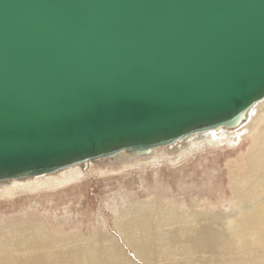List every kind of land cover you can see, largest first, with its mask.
I'll return each instance as SVG.
<instances>
[{"label": "water", "instance_id": "obj_1", "mask_svg": "<svg viewBox=\"0 0 264 264\" xmlns=\"http://www.w3.org/2000/svg\"><path fill=\"white\" fill-rule=\"evenodd\" d=\"M263 98L264 0H0V184L235 129Z\"/></svg>", "mask_w": 264, "mask_h": 264}, {"label": "rangeland", "instance_id": "obj_2", "mask_svg": "<svg viewBox=\"0 0 264 264\" xmlns=\"http://www.w3.org/2000/svg\"><path fill=\"white\" fill-rule=\"evenodd\" d=\"M247 125L220 139H190L175 157L161 148L3 182L0 264H213L207 250L196 253L194 244L199 236L222 232L223 219L237 209L230 176L247 175L241 164L252 141ZM163 211L195 216L191 230L162 225ZM143 215L150 217L154 235L131 231ZM156 231H162L161 238ZM246 252L241 257L246 259ZM217 257L218 264L224 258L234 264L233 257Z\"/></svg>", "mask_w": 264, "mask_h": 264}, {"label": "bare ground", "instance_id": "obj_3", "mask_svg": "<svg viewBox=\"0 0 264 264\" xmlns=\"http://www.w3.org/2000/svg\"><path fill=\"white\" fill-rule=\"evenodd\" d=\"M246 122L248 123V125L246 126L245 130L249 131V134L247 135V137L250 138L251 136L252 141L250 140L251 147L247 153L246 158L242 160L241 164H244L246 166L247 175L238 174L236 173V171L234 172V174H231V171H230V174H231L230 188H231V192L233 195L232 202L235 203L237 209L236 210L234 209L235 211H233V213L230 212L231 214L227 213L228 217L226 218H224L225 216L222 217L224 218L223 220H225L226 222V227L224 226L225 228L222 229V232L214 231L208 237L199 236L194 244L196 253H199L198 250H203V249L207 250L205 253L209 254L210 257L212 256L211 258H214L212 260L213 264H218L219 262V260H217L218 254H225L231 258L233 257L232 259H234V264H264L261 262V260L264 259V98L257 101L246 112V119L242 122L241 126L235 129H230V128L222 129V127L220 129H212L208 127L205 130H196L189 137H187V139L183 142H181L182 141L181 140L179 142L172 144V146L171 145L165 146V147L161 146L159 147V149H156V151H160L161 148H163L165 150H162V151H167V153L174 156L179 146H183V148L186 147L187 141H189L190 139L191 140L192 139L200 140L202 138H208V139L219 138L220 139L223 133H232L233 131H237L240 128H241L240 131H242L244 129L242 127L246 124ZM79 166H80V163L76 164L75 168ZM39 176H45V174L39 175ZM145 209L149 210V207H146ZM143 213L147 214V212H143ZM208 216L211 217L210 214H208ZM162 218H165L164 220H162V225L163 224L164 225L179 224L184 228V230L187 229L190 231L192 228V226L190 225L194 223V218L196 217L193 216L191 220L190 217L181 216V215L178 216L176 213H173V212L164 213L163 211ZM140 220L141 221L137 222L136 227H132L131 231L133 233L136 232L137 234L142 233L141 234L142 236L146 235L147 233L153 234L150 231V225H149L150 217H148L147 215H143L140 218ZM235 229H238V230H235ZM157 233H158L157 236L161 238L162 231H158ZM176 233H178V231ZM165 238L167 237L164 236L163 239H161V241L159 240L160 246L166 243V242H163ZM244 252H246L248 256L246 259L241 257V254H243ZM190 255L191 254L189 252L187 257L189 259H192ZM14 258L15 257H13V259ZM37 260H38V257H36L35 261ZM214 260H217V263H215ZM222 262L223 264H229L226 262L225 258L222 260Z\"/></svg>", "mask_w": 264, "mask_h": 264}]
</instances>
